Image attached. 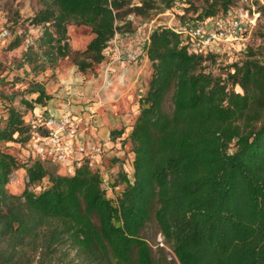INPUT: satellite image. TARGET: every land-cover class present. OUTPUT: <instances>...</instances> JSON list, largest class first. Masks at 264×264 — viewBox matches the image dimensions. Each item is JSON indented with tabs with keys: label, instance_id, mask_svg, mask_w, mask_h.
I'll return each mask as SVG.
<instances>
[{
	"label": "trees",
	"instance_id": "trees-1",
	"mask_svg": "<svg viewBox=\"0 0 264 264\" xmlns=\"http://www.w3.org/2000/svg\"><path fill=\"white\" fill-rule=\"evenodd\" d=\"M35 1L28 20L41 27L40 62L68 58L92 72L117 32L120 3ZM238 3L204 0L182 23H204ZM135 10L145 14L144 6ZM70 24L89 28L83 49L71 47ZM181 29L157 26L148 35L150 75L125 138L131 176L118 169L107 186L97 169L62 175L52 162L3 149L27 141L26 113L50 96L31 82L19 96L22 110L0 77V264H264V27L250 32L260 44L246 45L221 74L204 64L218 54L189 52ZM20 167L25 186L11 193L7 184ZM151 221L168 252L142 236Z\"/></svg>",
	"mask_w": 264,
	"mask_h": 264
},
{
	"label": "rangeland",
	"instance_id": "rangeland-1",
	"mask_svg": "<svg viewBox=\"0 0 264 264\" xmlns=\"http://www.w3.org/2000/svg\"><path fill=\"white\" fill-rule=\"evenodd\" d=\"M117 1L120 3V8L117 11L116 24L118 29L116 33H126L125 37L128 39L125 41L128 43L127 45L131 44V40L133 42L136 40L142 42L147 38L150 31L157 26H166L174 29L183 28L184 25L182 22L194 16L196 11L204 4V0ZM239 5L246 7L253 6L254 10L259 11L255 27L260 29L264 27V0H251V2L247 4L238 3V6ZM136 6H144L145 14H137L135 10ZM37 8L38 4L35 0H0V77L7 82V85H5L6 92H14L15 105L22 110L24 106L19 103V96L29 88L31 82L41 83L47 93L49 86L56 83L60 75L68 76V79L71 80L79 76L87 78L92 75H97V70L102 62L96 65L92 72L86 73L78 71L76 66L68 58L59 59L52 66L41 63V59L35 55H39L40 52L36 46V42L41 35V27L32 26L28 20ZM68 36L70 45L73 49H83L92 35L87 26L70 24L68 26ZM13 42H18V44L10 47ZM260 42L261 39L259 37L253 33H249L244 40L238 43L224 44L219 51H217L218 56L215 62H205L204 64L212 73L221 74L225 72L226 66L230 62L244 57L243 50L246 45L257 47ZM104 54L105 59L103 61L110 59L112 55L110 47L105 49ZM29 57L33 60L28 61L27 58ZM148 69L151 70L150 62L148 63L147 70ZM73 86L74 85H72V87ZM143 86L144 91L146 85ZM25 97L30 98L31 96L25 94ZM137 99L135 100V104L138 106ZM125 127L126 126H124V128ZM1 146L7 152L15 155L19 160L26 157L23 144L7 142L2 143ZM127 152L129 151H124L122 165L119 164V162L113 163L110 159L105 160L103 182L106 186L112 181L113 174L118 169H123L131 176L130 160L132 158V153L127 155ZM26 180L24 168L20 167L14 170L7 184L8 191L11 193H20L25 186ZM42 184H45V182H42ZM107 194L111 196V191L109 189ZM142 236L154 249L157 246H162L165 248V251L168 252V248L165 246L163 238L153 221L142 230Z\"/></svg>",
	"mask_w": 264,
	"mask_h": 264
},
{
	"label": "crops",
	"instance_id": "crops-1",
	"mask_svg": "<svg viewBox=\"0 0 264 264\" xmlns=\"http://www.w3.org/2000/svg\"><path fill=\"white\" fill-rule=\"evenodd\" d=\"M125 34L116 33L109 41L112 55L100 63L97 75L79 76L73 80L60 75L47 90L50 96L47 103L29 110L25 120L39 111L53 116L65 112L77 115L81 118L77 139L83 143L103 144L106 150L104 162L117 157L122 165L124 151H129L127 155L131 153L125 138L138 113L135 100L143 92V85H146L150 75L144 51L148 36L142 42L131 40V44L127 45ZM121 128L123 133L120 137L111 139L110 131Z\"/></svg>",
	"mask_w": 264,
	"mask_h": 264
},
{
	"label": "built area",
	"instance_id": "built-area-1",
	"mask_svg": "<svg viewBox=\"0 0 264 264\" xmlns=\"http://www.w3.org/2000/svg\"><path fill=\"white\" fill-rule=\"evenodd\" d=\"M248 2L251 0H239L240 4ZM258 16L259 11L253 6L239 5L233 12L209 18L204 23L185 25L181 29L184 44L195 54L217 53L224 44L244 40L256 26ZM25 121L28 125V139L23 144L26 156L54 163L62 175H72L86 166L99 170L103 178L106 150L101 143H83L77 139L79 116L69 112L53 116L39 111Z\"/></svg>",
	"mask_w": 264,
	"mask_h": 264
}]
</instances>
